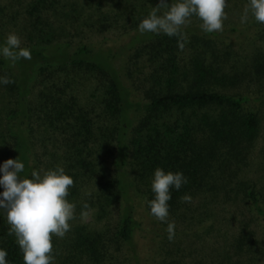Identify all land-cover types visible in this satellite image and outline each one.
Here are the masks:
<instances>
[{
  "label": "rangeland",
  "instance_id": "374dc122",
  "mask_svg": "<svg viewBox=\"0 0 264 264\" xmlns=\"http://www.w3.org/2000/svg\"><path fill=\"white\" fill-rule=\"evenodd\" d=\"M30 1L0 0V29L6 37L15 33L21 46L50 40L69 42L72 46L86 44L92 49L127 42L139 32V23L158 3V0H56L50 9L42 12V21L36 25L35 18L27 14ZM247 3L248 0H226L223 31L209 34L215 39L216 59L232 82L213 87L257 98L249 106L258 113L259 133L247 158L219 171L213 188L190 196L191 202L182 201L175 212H169L168 222H175L171 241L167 222L157 220L147 208V183L136 176L128 163L125 168L128 192L137 225L131 244L116 237L122 201H107L99 187L107 178L116 176L113 165L116 143L111 131L106 130L115 119L104 108L98 76L94 72L54 70L37 77L29 96L31 163L38 171L63 167L66 175L73 174L72 187L76 188L69 200L76 205L75 218L69 221L70 231L63 238L52 239L54 264H264V217L245 195L246 188L255 191L264 209V75H256L251 65L253 57L264 54V24L255 21L251 14L246 23H241ZM200 23L192 16L191 22L182 28L187 37L185 42L193 35L202 36V31L193 29ZM134 50L121 57L118 67L137 100L143 99L149 67L142 58L134 60ZM189 53L190 48L186 47L182 55L188 58ZM4 77L7 73L0 70V78ZM41 93L61 95L63 101L74 97L77 106L91 119V134L86 138L82 155L84 161L75 168L69 166L70 159L74 162V151L65 142L67 134L51 128L44 119V111L38 108ZM13 106L8 85L0 83V166L11 159L7 114ZM85 203L87 209L83 207ZM84 212L87 215H82ZM77 229L101 234L103 256L99 262L94 263L76 249ZM245 233L251 240L238 245V239Z\"/></svg>",
  "mask_w": 264,
  "mask_h": 264
},
{
  "label": "trees",
  "instance_id": "16d2710c",
  "mask_svg": "<svg viewBox=\"0 0 264 264\" xmlns=\"http://www.w3.org/2000/svg\"><path fill=\"white\" fill-rule=\"evenodd\" d=\"M55 1L31 0L27 14L35 18L37 25L42 21V12L50 9ZM193 29L203 33L201 37L193 35L189 42L183 41L184 49L190 48L188 58L182 55L184 49L178 47L180 37L140 31L123 44L96 49L86 44L72 46L69 42L50 40L21 46L30 50L31 59L21 58L14 64L0 53V70L13 81L8 84L14 106L7 114V134L11 159L18 158L25 165L19 175L31 178L35 170L31 163L29 96L37 77L54 70L85 71L94 72L100 79L104 108L115 119L106 130L111 131L116 143L113 161L116 176L107 178L99 187L107 201H122L115 233L117 239L131 244L137 225L128 192L127 163L136 176L147 183L145 193L149 210L147 201L154 199L151 181L157 167L166 173L181 172L187 180L179 190L170 189L169 212L179 208L184 195L193 196L213 188L219 171L247 158L258 136L260 119L249 106L257 98L213 87L232 84L213 51L216 43L209 34L215 35V32L205 33L200 24ZM6 38L0 29V48L6 45ZM130 49H135V61L142 58L149 67L144 78L143 99L132 97L133 92L118 67L121 57ZM211 57L216 60L209 59ZM251 65L256 75L263 76L264 54L253 57ZM40 96L38 108L44 111L45 121L51 128L67 134L65 142L74 151V162L70 159L69 166L75 168L84 161L82 155L87 146L86 138L91 134V119L77 106L74 97L63 101L61 95L55 93H41ZM67 175L73 178L71 172ZM75 193L76 188L72 187L67 199ZM245 195L264 217L257 193L246 188ZM9 228L6 212L0 209V249L7 251L8 264H23V254L15 236L8 234ZM74 238L76 249L85 257L94 263L102 259L100 233L77 229ZM250 240L245 233L237 244Z\"/></svg>",
  "mask_w": 264,
  "mask_h": 264
},
{
  "label": "clouds",
  "instance_id": "9594fccd",
  "mask_svg": "<svg viewBox=\"0 0 264 264\" xmlns=\"http://www.w3.org/2000/svg\"><path fill=\"white\" fill-rule=\"evenodd\" d=\"M226 0H158V3L139 23L138 30L143 34H166L180 37L178 47L183 50L187 37L181 31L196 16L205 33L222 32L227 19ZM162 9H166L161 11ZM249 14L255 21L264 24V0H248L244 7L241 23H246ZM3 57L14 64L21 58L31 59V52L21 47V40L15 33H9L6 45L0 48ZM0 83H13L7 77ZM25 169L24 163L17 159H7L0 166V209L6 212L10 225L9 235H14L23 254V264H54L53 237L63 238L70 231L69 221L75 218L74 203L67 199L69 189L74 185L73 178L65 174L61 166L48 170H33L31 178L19 174ZM187 180L181 172H165L157 167L151 181L154 199L147 201L150 214L161 222H167L168 239H174L175 222H168L170 189L179 190ZM182 201L191 202L189 195ZM85 209L88 205H83ZM87 215V212L82 213ZM8 253L0 249V264H8Z\"/></svg>",
  "mask_w": 264,
  "mask_h": 264
}]
</instances>
